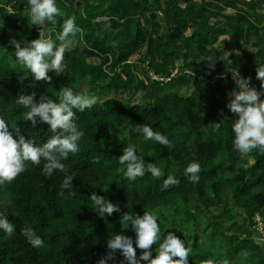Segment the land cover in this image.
<instances>
[{"label": "trees", "instance_id": "obj_1", "mask_svg": "<svg viewBox=\"0 0 264 264\" xmlns=\"http://www.w3.org/2000/svg\"><path fill=\"white\" fill-rule=\"evenodd\" d=\"M254 1L252 12L263 3ZM14 2L0 0V35H4L0 38V119L9 124L14 139H18L12 128L15 126L36 146H43L53 136L48 124L37 122L33 127L31 121L23 119L26 109L16 103L20 95L35 92L39 102L45 94L59 103L60 92L67 87L74 95L94 98L95 103L83 112L73 109L74 120L84 135L78 141L79 151L61 161L65 171L54 170L49 178L43 173L46 161L41 159L39 165L29 161L11 183L0 184V216L15 226L11 235L0 230V264H98L108 255V241L115 235L135 241L132 226L125 229L121 224L122 215H143L146 211L157 217L161 242L173 232L185 243L188 264H264V244L257 254L251 248L262 235L256 229L255 215L264 221V153L259 149L248 154L233 151L232 125L239 117L226 106L233 98L229 93L237 87L232 70L251 78L250 87L264 91L256 78L257 67L264 65V46L255 54L244 55L245 68L227 61L216 65L225 54L222 47L209 49L186 41L180 44L181 34L174 29L175 23L194 11L200 12L204 31L211 17H220L234 25L227 29V35L245 52L264 32V19L250 18L251 11L223 14L194 0H177L163 16L158 14L156 0H56L60 15L55 17V25L46 22L41 27L42 34L32 29L28 0H19L20 9L12 14L5 7ZM69 18L79 32L65 52L68 67L59 75L49 72L50 81L35 80L17 61L10 41L16 40L23 47L41 35L59 45V33ZM131 21H136L134 41L128 42L126 27ZM227 42L223 40V46ZM146 47L141 73L146 80H151V70L158 75L161 68L163 73L151 86L141 84V96L134 97V87L125 82L112 80L97 86L95 79L103 68L114 73L134 57H141ZM183 49L186 53L179 52ZM74 51L88 59L83 71L89 68L90 73H80L71 63V59L76 60ZM153 51L156 63L150 64L148 71L144 66ZM213 51L214 70L197 69L203 62L209 65ZM178 61L183 62L181 71L172 76ZM222 67L230 72L226 79L219 76ZM198 72L209 75L205 80L197 76L191 79ZM183 84L192 85L195 94L177 90ZM172 85H176L175 90ZM152 91L155 95L150 99ZM216 124L221 125L219 132L213 130ZM142 125L166 135L170 147L145 140L133 131ZM129 144L137 148V155L146 164L153 163L160 169L159 178L147 171L135 181L125 177L126 165H120L119 156ZM192 162L200 165V179L195 184L185 176ZM65 175L74 179L61 196ZM170 176L178 183L165 188L163 182ZM93 193L119 205L121 211L101 217L90 199ZM193 196L198 199V208L193 230L189 231L191 224L185 214L193 211ZM163 208L173 213L157 216L156 211ZM25 227L41 237L43 246L33 247L28 242L22 234ZM158 247L159 242L152 245V258L158 255ZM141 251L137 249L138 257ZM123 260L117 251L109 264H121Z\"/></svg>", "mask_w": 264, "mask_h": 264}, {"label": "clouds", "instance_id": "obj_2", "mask_svg": "<svg viewBox=\"0 0 264 264\" xmlns=\"http://www.w3.org/2000/svg\"><path fill=\"white\" fill-rule=\"evenodd\" d=\"M30 5V19L33 25L43 27L46 22L55 25V17L60 15L56 6V0H28ZM79 32L74 20L69 18L62 25L59 33L57 45L50 38H41L31 41L26 46H21L16 40H11L16 51L15 56L20 65L28 69L35 80L50 81L49 72L57 75L65 71L68 65L64 62L66 50L73 44L74 38ZM215 58L208 57L209 67H215ZM256 78L262 82L264 89V65H259L256 69ZM232 78L237 85L236 89L229 93L230 102L227 108L238 115L239 119L232 125L234 139L232 140L233 151L241 154H248L253 149H259L264 153V100L261 99V92L250 87V79L241 76L239 71L232 70ZM16 103L26 109L23 119L31 121L33 127L40 123L50 126L53 136L47 140L43 146H36L32 139H26L20 135L17 126L15 129L18 139H14L9 129V124L4 119H0V184L11 183L18 175L25 171L26 163L39 165L41 159L46 161L43 173L51 178L54 170L65 171L62 160L67 159L69 154L79 151L78 141L84 135L77 127L74 120L75 112L79 109L83 112L91 108L94 98L85 95H74L70 88H63L60 92V102L56 103L47 95L42 94L39 102L36 100V93L30 95H20ZM220 124L213 126V130L219 132ZM141 134L145 140H151L161 146L170 147L169 138L159 131H154L151 126L142 125L133 129ZM120 165H126L124 175L131 181L137 177H143L145 172H149L153 177L159 178L162 173L153 163H145V160L137 155V148L134 145H127L119 156ZM200 165L197 162L189 163L185 169V176L195 184L199 182ZM73 175H65L60 184L59 195H64L65 189H70L73 184ZM178 183L173 177L164 180L163 185L167 188L171 184ZM94 209L101 217L111 216L114 212H120L119 205L112 203L104 196L93 193L90 197ZM121 224L125 229L132 226L136 233L135 241L129 236L115 235L108 241V255L101 258L98 264H109L114 258V254L119 251L124 258L121 264H188L189 249L185 243L173 232H168L166 238L160 240V225L157 217L149 212L143 215L125 213L121 217ZM0 230L11 235L15 231V226L3 216H0ZM22 234L27 238L33 247L43 246V240L31 228H23ZM159 242L158 255L155 258L151 251L154 243ZM135 243V246H134ZM137 249L141 251L137 256ZM179 257V259H173Z\"/></svg>", "mask_w": 264, "mask_h": 264}, {"label": "crops", "instance_id": "obj_3", "mask_svg": "<svg viewBox=\"0 0 264 264\" xmlns=\"http://www.w3.org/2000/svg\"><path fill=\"white\" fill-rule=\"evenodd\" d=\"M197 2L198 5L206 6L209 9H212L214 11H222L223 14H234L237 10L240 11L243 14H246L248 11H251V7L255 4L254 0H194ZM177 2V0H156V5L159 9V16H163L166 8L169 5H173ZM250 18H261L264 19V0L263 3L258 7L257 11L252 12L251 11ZM200 14L199 11H194L193 15L188 17L187 19H182L179 23L174 24V29L177 30L178 33L181 34L180 36V44H183L184 41H186L187 44L192 45H199L203 44L204 47H208L209 49L213 48H220L224 51V56L219 59L216 63H223L228 62L231 65H235L236 67H246V59L244 55L248 56L250 54H255L258 50V48L264 46V32L262 33L261 37L258 40L254 41V45H250L247 47V51L243 52L239 49L238 45L234 43L233 41H230L229 36L227 35V29L233 27L234 25L232 23H226L224 19H221L220 17H211L209 27L206 31L203 30V22L201 18L198 16ZM162 21V20H161ZM136 26V21H131L127 23L126 30L129 33L128 34V42L134 41V28ZM264 29V23L262 25ZM229 40V42L226 43V45L223 46V40ZM123 41V40H122ZM129 46L127 45L126 48ZM184 47V45H183ZM186 48V47H185ZM75 56L73 53H76ZM148 47H146L141 55V59L147 54ZM180 53H186V50L183 49L179 51ZM72 55L76 59H81L83 63L87 62V58L80 52V51H74L72 52ZM212 56L216 55V52L211 53ZM149 61L145 63V66H149L150 64L156 63V52L153 51L151 56H149ZM192 60V59H191ZM142 62V61H141ZM142 64V63H141ZM147 64V65H146ZM136 67V64L131 60L128 62V64L123 65L121 67V70L119 74H121L123 77H129V85L133 86L134 89H136V86L134 84L136 82H139L142 84V82L145 80L144 77H138L137 71L135 70L134 66ZM143 65V64H142ZM183 62H177L175 66L182 67ZM215 68V67H214ZM214 68L209 67V65L205 64L204 62L197 67V69L202 70H209L210 72L214 70ZM223 68V67H222ZM221 68V70H222ZM147 70H149V67H146ZM176 69V70H175ZM179 68H174L175 73L177 72ZM161 68L159 69V71ZM96 82H98L99 85L104 84L105 82L103 80H107L104 77L96 78ZM169 81V80H166ZM109 82V81H108ZM138 83V85H139ZM140 84V85H141ZM142 86V85H141ZM172 89H176V85L171 86ZM261 92L262 96H264V91ZM155 92H151L150 99L154 97ZM134 97L138 94L133 93Z\"/></svg>", "mask_w": 264, "mask_h": 264}, {"label": "rangeland", "instance_id": "obj_4", "mask_svg": "<svg viewBox=\"0 0 264 264\" xmlns=\"http://www.w3.org/2000/svg\"><path fill=\"white\" fill-rule=\"evenodd\" d=\"M0 8H2V6L0 7ZM5 9L9 12V13H17L18 12V10L20 9V3H19V0H15V2L13 3V5H9V6H6L5 7ZM30 14H28V17H29V19H30ZM31 20V19H30ZM30 23H31V21H30ZM32 29L34 30V31H36L37 33H42L43 34V31H42V28H41V26H38V25H33L32 24ZM0 38H4V35H0ZM75 56L77 55V52L76 53H73ZM82 60L81 59H76V60H73V59H71V63L74 65V66H76V68H77V70L80 72V73H82V72H88V70H89V73H90V69L89 68H86V70L85 71H83L84 70V63L83 62H81ZM132 61L134 62V64H136V67L134 66V68H135V70L137 71V74L139 75L138 77H144V74H142L141 73V69H143V65L141 64V57L140 56H136V57H134L133 59H132ZM147 65V64H146ZM149 66H151V65H149ZM149 66H146V67H149ZM179 68L178 70H177V72L175 73V70H173L174 72H173V75L172 76H176V74L179 72V71H181V68H180V66H175V64H174V67L173 68ZM138 68V69H137ZM140 68V69H139ZM117 70V71H116ZM115 70V72L114 73H111V71H108V70H106V69H102V71L100 72V73H98V75H97V77L96 78H100V77H104V78H106L107 80H103L104 82H108V81H115V82H125V84H128L129 83V77H123L121 74H119V72H120V70H121V68H117ZM226 70V68L225 67H223L222 68V71H220V74H219V76H222L223 77V75H224V79H226L227 78V76H228V74L230 73V72H226L225 71ZM149 71V70H148ZM158 73V72H157ZM162 73H163V71H159V73H158V75L154 72V71H152L151 70V72H150V75H151V80H144L142 83H145L146 85H149V86H151L152 85V83L154 82V81H156V80H158V79H160V76L162 75ZM209 75V74H208ZM208 75H207V72H198L197 73V75H192V77H191V79L192 78H195V76H197V77H199V78H201L202 80H205V79H207V77H208ZM218 76V77H219ZM145 78V77H144ZM214 82V81H213ZM138 83L139 82H136L135 84H134V86H136V89H134L135 90V93H137L138 94V96H141V92H140V90H138V88H140L141 87V83H139V85H138ZM99 84L97 83V86H98ZM95 90L96 89H94L93 91L95 92ZM177 90H179L182 94L183 93H185V92H187L186 94H188V95H194L195 94V90L193 89V86L191 85V86H185L184 84L183 85H181L179 88H177ZM83 91H85V90H83ZM153 92V91H152ZM151 94V93H150ZM262 94V93H261ZM154 95H155V93H154ZM134 96V95H133ZM137 97V96H136ZM154 98V97H153ZM261 99L262 100H264V96H262L261 95ZM227 116V115H226ZM192 207H193V211L192 212H189V213H187V214H185V216H186V220L187 221H189L190 222V227L191 228H189V231H192L193 230V227H192V225H194L195 224V216H194V214H195V212H196V210H197V208H198V199H197V197L196 196H193L192 197ZM160 213L161 214H169V213H173V211L172 210H170V209H167V208H163V209H158L157 211H156V215L157 216H159L160 215ZM194 222V223H193ZM255 222H256V229H257V231L259 232V233H261L262 235H261V237L260 238H257V239H255L254 240V243H253V245H252V250H253V252H255V254H257V253H259V251H258V247H260V246H263V244H264V221H262L261 220V217L259 216V215H255Z\"/></svg>", "mask_w": 264, "mask_h": 264}]
</instances>
